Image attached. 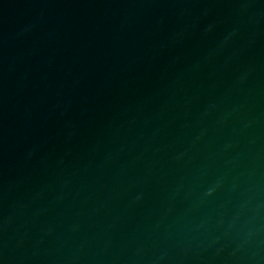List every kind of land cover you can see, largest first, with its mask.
<instances>
[{
	"label": "water",
	"instance_id": "95a60500",
	"mask_svg": "<svg viewBox=\"0 0 264 264\" xmlns=\"http://www.w3.org/2000/svg\"><path fill=\"white\" fill-rule=\"evenodd\" d=\"M0 264H264V0H0Z\"/></svg>",
	"mask_w": 264,
	"mask_h": 264
}]
</instances>
